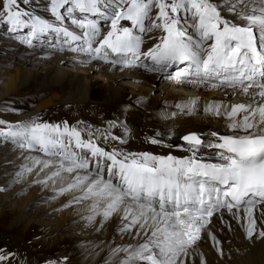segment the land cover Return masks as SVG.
Segmentation results:
<instances>
[{
	"label": "snow or ice",
	"instance_id": "1",
	"mask_svg": "<svg viewBox=\"0 0 264 264\" xmlns=\"http://www.w3.org/2000/svg\"><path fill=\"white\" fill-rule=\"evenodd\" d=\"M27 2L0 0V24L8 26L9 32L30 29L24 43L31 45L32 38L51 30L72 42L83 41L69 50L93 60L148 68L147 64L135 63L144 56L151 61L149 70L155 72L185 64L176 73L181 80L233 89L237 95L250 97L251 102L205 109L226 116L234 133H212L217 142L208 147L218 151L217 162L211 163L196 157L204 144L196 134L183 137L190 146L187 150L193 152L189 158L108 152L91 138L81 139V132L66 123L30 122L0 131V136L48 157H34L33 166L41 171L53 169L48 179L66 184L60 194L77 189L81 195L74 199L93 200L94 215L102 214L107 219L123 211V219L129 221L124 230L138 227L140 232L134 235L145 237L136 248L124 249L128 259L123 264H186L189 249L200 240L201 230L222 209L243 211L251 238L253 210L264 205V0H51L56 20L63 22L60 9L68 6L71 23L82 30L81 34L22 10L21 4ZM181 10L191 13L193 31L182 26ZM77 11L99 16L108 22L109 30L103 33L96 20L75 18ZM225 11L231 18L222 14ZM121 21H129L131 27L122 26ZM147 21L152 28L162 29L164 35L154 47L141 52L142 38L134 30L149 31ZM128 54L131 60L126 59ZM194 103L179 107L191 113ZM151 143L159 141L153 139ZM73 149L87 150L94 159ZM4 259L0 255V261Z\"/></svg>",
	"mask_w": 264,
	"mask_h": 264
},
{
	"label": "bare ground",
	"instance_id": "2",
	"mask_svg": "<svg viewBox=\"0 0 264 264\" xmlns=\"http://www.w3.org/2000/svg\"><path fill=\"white\" fill-rule=\"evenodd\" d=\"M224 13L231 18L230 13ZM234 22L240 23L238 20ZM1 38L5 39L3 35H0ZM15 46L10 45L7 40L0 43V101L15 95L30 105L27 91H38L44 88L43 85L47 88L53 87V90H49V95L38 102L34 109L26 111L25 116L14 112L0 115V120L6 124L30 123L38 111L48 110L53 113L52 107L64 106L67 103H96L95 105L103 108L101 112H104L103 115H107L108 119L125 118L129 120L128 123L133 124L136 121L143 128L154 125L164 129L163 139L166 144L181 143L184 148L183 151L167 148L165 153L159 156L189 158L191 151L187 150L189 146L183 144L184 136L197 134L204 141L199 151L206 150L208 155H213L214 149L208 147V144L217 140L214 141L209 133L215 132L218 136L234 134L228 126L227 117L207 112L205 109L208 106L228 107L251 102L250 97L237 95L229 89L207 88L167 80L161 82L157 88L161 78L152 71L119 70L113 65L106 67L97 62L89 64L86 59H77L70 54H55L52 60L42 66L40 63L46 61L45 57L39 56L35 59L22 49L12 53L11 50H15ZM5 66L9 68L4 69ZM114 69L118 71L107 76ZM94 73H99L103 79L94 78ZM129 81L133 83L129 84ZM36 83L40 86H36ZM73 83L76 85H72ZM59 84H62V87L58 88ZM22 88H26V91L20 92ZM61 91L63 93L59 95ZM100 102L104 105L99 104ZM193 102L195 103L191 113L186 107H179ZM134 103L138 104L137 108L131 106ZM167 113L173 114L171 118L167 119L170 117ZM162 115L164 121L159 119ZM34 157L40 156L26 154L9 144L0 146V184L5 186L0 188V210L4 206L8 208L7 215L12 218L11 226L27 227L35 223L32 220H38L39 217L42 221L45 219L46 224L33 226L47 233L50 238L44 243L49 246L63 241V233L66 231L72 233L69 228H76L75 233H81L77 236V243L83 246L74 248L73 261H77V264H123V261L128 259V252L124 249H134L145 239L142 235H134L139 233L140 229L133 227L124 230L129 221L123 219V211L115 212L107 219H104L102 214L94 215L91 199L68 208L75 204L72 201L74 197L81 195L80 191L74 189L60 194V188L66 187V184L59 180H49L48 175L53 169L41 171L39 166H33ZM29 168L32 171H27ZM25 188H29L27 193L22 192ZM262 208L264 206L253 210L255 226L251 238L247 234L248 218L243 211L235 210V215L227 212L228 220L218 217L217 225L203 230L204 239L201 244L189 249L190 255L186 258V264H264V236H260V232H264ZM90 216L94 218L89 220ZM49 222H52L54 227L51 224L48 226ZM225 238H231L234 243H223ZM237 245L238 250L228 253Z\"/></svg>",
	"mask_w": 264,
	"mask_h": 264
},
{
	"label": "rangeland",
	"instance_id": "3",
	"mask_svg": "<svg viewBox=\"0 0 264 264\" xmlns=\"http://www.w3.org/2000/svg\"><path fill=\"white\" fill-rule=\"evenodd\" d=\"M27 8H29L27 6ZM2 35V34H0ZM0 43H3L4 40L6 39H0ZM12 51V50H11ZM59 55H66L63 53H57ZM8 56H11V54H8ZM46 61L41 62L40 64L42 66L45 65L46 62H48L49 60H52V58H46ZM102 66H108V65H102ZM9 66H5L4 69ZM13 67V66H12ZM74 67V66H71ZM15 68V67H14ZM118 68V67H116ZM115 70V69H114ZM110 71L109 75L110 76L112 74V72H117L115 71ZM127 70V69H126ZM147 71V70H146ZM94 78H99V79H103V76L100 75L99 73H94L93 74ZM160 78V77H159ZM94 80V79H91ZM78 81V79H77ZM79 82V81H78ZM161 82H163V80L161 79L157 88L160 86ZM132 81H129V84H132ZM72 85H76L75 83H73ZM138 85V84H136ZM157 83L155 84L154 88H156ZM36 86H40L39 84L36 83ZM43 89H40L38 91L35 90H29L26 92V94H29V97H31V99H34L36 96V94L40 95V100H38V102H40L42 99L46 98L49 95V90H53L52 88H47L46 85H43ZM62 87V84L58 85V88ZM57 90V88H54ZM217 89H223V88H217ZM26 88H22L20 90V92H25ZM38 92V93H35ZM48 92V93H47ZM35 93V94H34ZM46 93V94H45ZM63 92H59V95H61ZM37 102V103H38ZM100 104H103L102 102H100ZM231 104H233V102H231ZM100 107V111H103V108ZM91 110H93V112L95 111V108L92 107L90 108ZM88 111H91V110ZM54 112H59V114H63L60 110V108L58 107H52L51 111ZM64 112V111H63ZM52 113L49 111L48 115H51ZM101 114H104V112H101ZM34 121V120H33ZM32 121V122H33ZM214 140V139H213ZM215 141V140H214ZM2 146V145H0ZM202 149V147H200ZM183 158V157H180ZM29 191V188H25L24 190H22V192L27 193ZM81 201H77L76 199H73L72 202H75V204L69 206L68 208L74 207L75 205H79ZM67 208V209H68ZM8 208L6 206L3 207V209L0 210V255L5 256L6 259H4L3 261H0V264H32V259L34 258V260L36 261V264H77V261H73L74 260V256H73V250H75V247H81L83 245H80L79 243H77L78 239L77 236H80L81 233H79V235H77L76 232V228H69L71 229V231L69 229H65V230H69V232L72 233H68V231H66L65 233H63V241L58 242L56 244H51V246L46 245L44 243V241H47L50 237H47V233L37 229L36 227H34V224H46V220L44 219L42 221V219L37 220H32L33 222H35L33 225L27 226L25 227L24 225H21L19 227H12L11 226V222H12V218L9 217L8 215ZM26 215V214H25ZM43 218L44 215H42ZM48 226H51L53 223L49 222L47 223ZM51 224V225H50ZM54 227V225H52ZM74 232V233H73ZM43 233V234H42ZM42 234V235H40ZM71 234V235H70ZM40 235V236H39ZM36 237V238H35ZM56 236H53V238H55ZM65 237V238H64ZM53 246V247H52ZM52 248V249H51ZM37 258V259H36ZM9 259L8 262H6ZM71 262V263H69ZM80 264V263H78ZM228 264V263H225Z\"/></svg>",
	"mask_w": 264,
	"mask_h": 264
}]
</instances>
